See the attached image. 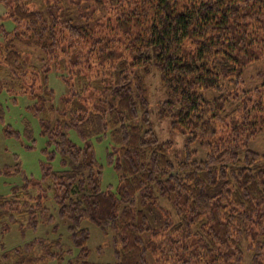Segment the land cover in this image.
Masks as SVG:
<instances>
[{
    "label": "trees",
    "instance_id": "1",
    "mask_svg": "<svg viewBox=\"0 0 264 264\" xmlns=\"http://www.w3.org/2000/svg\"><path fill=\"white\" fill-rule=\"evenodd\" d=\"M0 2V96L24 98L46 138L41 181L17 158L0 167L22 179L0 195V264H94L83 221L111 234L115 264H264V151L251 148L264 144V0ZM152 68L165 94L157 115L185 136L180 157L150 119ZM94 140L109 142L115 187H101ZM51 200L71 246L5 248L7 232L55 222Z\"/></svg>",
    "mask_w": 264,
    "mask_h": 264
},
{
    "label": "rangeland",
    "instance_id": "2",
    "mask_svg": "<svg viewBox=\"0 0 264 264\" xmlns=\"http://www.w3.org/2000/svg\"><path fill=\"white\" fill-rule=\"evenodd\" d=\"M5 13V8L0 2V21ZM2 25L6 33L10 34L13 32L14 26L11 21L4 19L2 20ZM149 54L152 57L155 55L154 52H150ZM146 80L150 119L157 137L160 141L171 142L173 154L180 157L183 155L185 136L171 131L170 120L168 118L161 119L157 115L158 106L165 99V94L164 90L161 88L158 73L154 68L150 69V73L146 76ZM51 83L58 93L64 91L61 84L57 83L55 79L52 78ZM9 100L6 94L0 96V104L4 117V123L0 122V167H12L16 165L18 160L29 180L41 181V163L46 161V155L44 153L46 150V138L41 135L38 119L26 111L25 107L28 102L24 98H19L16 104H11ZM4 124L10 125L13 130L18 132V137H7L4 132ZM71 137L74 141H77L73 133ZM251 145L253 150L259 152L264 151V144L261 136L256 138ZM93 147L96 159L103 167L101 181L102 189H106L109 186L115 187L118 182L117 175L107 164L106 160L109 142L107 140H103L102 142L94 140ZM192 149L196 151L194 155L196 160L204 158V152L199 146L195 145ZM15 158H17V160ZM51 166L55 171L61 170L59 157H56L51 162ZM21 185L22 179L20 177L0 176V195L9 196L14 187ZM46 205L49 212H52L56 216L55 222L50 225H39L40 227H38L36 232L28 231L22 233L16 229L7 232L2 238V243L5 248L10 249L22 246L27 241L40 237L58 240L63 245L71 246L69 231L67 229L69 222L65 219L61 220L57 216V207L52 200L48 201ZM81 227L86 229L89 233L86 244L90 251L88 262L94 264H115L111 234L104 235L89 221H83ZM99 249H102V251L99 252ZM149 264H152V261L149 260ZM153 264H155L154 261Z\"/></svg>",
    "mask_w": 264,
    "mask_h": 264
}]
</instances>
